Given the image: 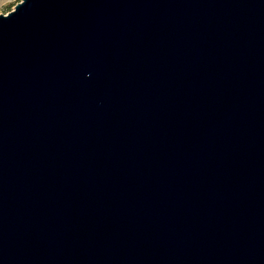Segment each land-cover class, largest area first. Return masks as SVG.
<instances>
[{"label":"water","instance_id":"obj_1","mask_svg":"<svg viewBox=\"0 0 264 264\" xmlns=\"http://www.w3.org/2000/svg\"><path fill=\"white\" fill-rule=\"evenodd\" d=\"M0 264H264V0L0 13Z\"/></svg>","mask_w":264,"mask_h":264},{"label":"rangeland","instance_id":"obj_2","mask_svg":"<svg viewBox=\"0 0 264 264\" xmlns=\"http://www.w3.org/2000/svg\"><path fill=\"white\" fill-rule=\"evenodd\" d=\"M20 0H0V13H6Z\"/></svg>","mask_w":264,"mask_h":264}]
</instances>
